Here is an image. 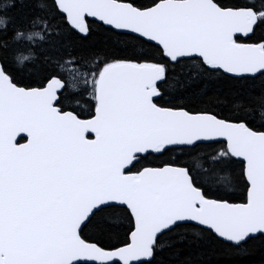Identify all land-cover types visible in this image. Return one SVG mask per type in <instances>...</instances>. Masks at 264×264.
<instances>
[{
	"label": "snow or ice",
	"instance_id": "obj_1",
	"mask_svg": "<svg viewBox=\"0 0 264 264\" xmlns=\"http://www.w3.org/2000/svg\"><path fill=\"white\" fill-rule=\"evenodd\" d=\"M257 253L264 0L0 3V264Z\"/></svg>",
	"mask_w": 264,
	"mask_h": 264
},
{
	"label": "trees",
	"instance_id": "obj_2",
	"mask_svg": "<svg viewBox=\"0 0 264 264\" xmlns=\"http://www.w3.org/2000/svg\"><path fill=\"white\" fill-rule=\"evenodd\" d=\"M5 0H0V3H4ZM18 49L25 54H27L31 50V46L27 42H21L18 46ZM35 51L38 53L39 49H35ZM261 256L259 253L243 257L241 258L240 264H260Z\"/></svg>",
	"mask_w": 264,
	"mask_h": 264
}]
</instances>
